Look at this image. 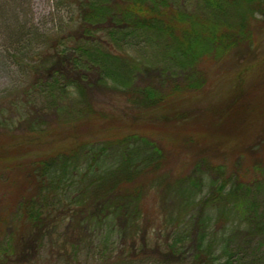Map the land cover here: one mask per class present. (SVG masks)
I'll list each match as a JSON object with an SVG mask.
<instances>
[{
	"label": "trees",
	"instance_id": "trees-1",
	"mask_svg": "<svg viewBox=\"0 0 264 264\" xmlns=\"http://www.w3.org/2000/svg\"><path fill=\"white\" fill-rule=\"evenodd\" d=\"M56 5L59 19L48 31L18 16L8 27L24 81L2 108L12 117L0 121V132L10 135L0 137V164L11 167L19 158L25 163L16 168L19 188L0 214V264L40 263L44 252L67 264L82 254L84 262L98 256L94 262L101 264H222L228 247L218 236L227 224L235 236L244 232L249 241L264 239V213L249 201L246 186L252 182L264 190V37L259 35L264 20L257 18L264 16V0H58ZM159 51L168 63L154 64ZM147 59L151 64L145 65ZM211 64L235 74L230 98L202 111L175 110V101L205 91ZM143 71L157 79L143 77L133 87ZM96 88L132 101L133 123L159 121L153 126L161 129L111 132V124L121 120L95 103ZM195 120L206 125L199 135L174 128ZM20 128L23 133H17ZM170 129L180 146L201 148L192 168L200 183L178 177L172 184L165 174L168 157L157 137ZM244 129L248 135L241 143L237 135ZM229 137L237 140L235 156L252 162L253 177H246L243 167L231 169L223 157L213 163L205 154L213 140L226 145L223 139ZM21 138L34 145L47 138L55 148L29 162L27 151L4 149ZM182 179L192 189L187 183L185 189ZM201 187L210 193L197 201L194 190L200 194ZM150 191L163 209L154 230L142 207ZM172 193L179 201L170 210L166 198ZM251 264H264V257Z\"/></svg>",
	"mask_w": 264,
	"mask_h": 264
},
{
	"label": "rangeland",
	"instance_id": "rangeland-1",
	"mask_svg": "<svg viewBox=\"0 0 264 264\" xmlns=\"http://www.w3.org/2000/svg\"><path fill=\"white\" fill-rule=\"evenodd\" d=\"M12 0H0V121H4V118H10V113L7 110H3L4 105H8V101L11 99H15V90L23 85L24 77L22 75V65L17 62V52H15L14 46H11L9 44L8 39V27L14 26L16 23L17 16L20 18L19 20H22L23 22L27 20L29 23L35 25L37 28H39L42 32L48 31L52 28H54L55 23L57 22V19H59V14L57 10L56 3L58 0H15L14 5L11 4ZM15 6L16 10H12L11 7ZM258 20L262 22L264 20V16H257ZM257 24V23H254ZM261 23H259L260 25ZM263 24V23H262ZM30 25V24H29ZM261 28L259 35H263L264 37V25L259 26ZM161 51V50H160ZM155 53L157 59H155L154 64L159 63L160 61L167 60L166 55L161 54V52ZM149 59V58H148ZM148 59L145 61L146 64H151ZM152 62V60L150 59ZM168 63V60H167ZM209 67V78L208 82L209 85L205 88V91L203 93H196L187 97H182L178 101H175L173 103V107L177 111H190L195 112L196 110L202 111L208 109L211 107H216L218 105H221L225 103L230 96L232 95L234 89H236L234 82V76L235 74L232 72V70H228L227 68H224V66L221 65H213ZM143 75H139L134 78L133 81V87L138 86L141 84V80L143 77L146 78H156L154 73H144ZM153 72V71H152ZM175 75H178V72L175 71ZM159 77V75H158ZM165 78H172V76H167V72H165L164 75ZM157 79V78H156ZM250 80V79H248ZM150 80H145V82H149ZM95 103L97 105H105L107 109H110L113 111V115H117V119L121 120L122 124L117 125L116 123L111 124L110 126L112 128L113 133L120 132V133H129L134 132L133 130H136L143 126L145 129L147 128L148 131L151 130H160L161 127H157L159 124V121L152 120L153 122H148L146 119L143 120L147 123L140 124V123H133L132 120V110L134 108L132 101H129L123 97H113L109 93L101 90V89H95L93 92ZM201 118V116H200ZM192 119V118H191ZM188 119V120H191ZM202 122V121H201ZM201 122L195 121H188L187 123L179 122V124L174 127L175 129L181 128V130L184 129H191L193 134L199 135L200 132H203L206 130V125H202ZM120 123V122H119ZM199 123V124H198ZM152 124V125H150ZM153 124H158L157 126H153ZM186 124L187 126H184ZM145 125V126H144ZM13 129V128H12ZM25 129V126L24 128ZM247 129V128H246ZM245 130V129H244ZM248 131L252 132V129H247ZM170 133L166 134L164 138L158 136L157 140L161 143V147L164 149L165 153L168 157L167 167L165 169V174H168L171 177L172 184H175L178 180V177H192V168H194V163L198 161V159L201 156L200 147L197 146L196 149H188L184 146H180L179 140L175 141L173 138L174 133L170 129ZM23 133V130L20 128V130L17 131V133ZM235 133V131H233ZM232 132V133H233ZM8 133V132H6ZM5 132H0V137L2 138H9L10 135H7ZM119 134V133H118ZM255 134V133H254ZM23 135V134H22ZM178 135V134H177ZM176 135V138H178ZM248 134L239 133L237 136H239V139H241V143L244 142V138ZM216 138V136L211 137ZM17 142H10L7 143V147L4 149L11 148L12 150H15V147H18V149H21V151L25 150L27 151L23 155H26L28 158V161H33L37 159L42 154H46L48 151H53V148L55 146H50L48 144L47 138H44L43 144L34 145L35 143L33 140H22ZM225 140L226 145L223 144L222 141L213 140V142L209 145L208 149L205 150V154H207L208 157L212 158L211 161L213 163H221L223 162L221 157H223L225 162L228 166H230L231 169H237V167L242 168L243 171H249V174L246 176L248 178L253 177V170H252V162L245 160L244 157L237 158L235 156L234 152H236L235 144L237 142L236 139L227 138L223 139ZM26 141V142H25ZM9 142V141H8ZM25 142V143H24ZM147 144V143H145ZM244 148V144L242 146V149ZM244 150V149H243ZM233 153L234 155L230 154ZM227 155L225 157L224 155ZM197 160V161H196ZM20 163L24 164L25 161L21 160L19 158L18 162L13 164L11 167L9 165L0 164V214L1 212H5L9 201L14 198V195L16 191L19 188L20 184V174L16 168H20ZM200 173L203 170V167L200 168ZM230 170V169H229ZM195 177H192V180H195L194 182L200 183L199 177H197V173ZM212 178V174H207V179ZM244 177V176H242ZM256 177V175H255ZM177 180V181H176ZM186 183L188 184V188L192 189V185L190 186V182L182 179L181 185L185 187V189H188L186 186ZM252 182H247L246 186H249V194L250 198L249 201L254 203L256 205V210L258 213H260L263 216L264 213V190L259 191L257 186L251 185ZM202 188V187H201ZM199 188L202 192L199 194L197 189L194 190V198L199 201L200 197L208 196L210 191L208 190V187L205 188ZM263 188V187H262ZM170 193V191H169ZM157 194L154 191L148 192V194L145 196L143 200V212L146 214L147 218H149L153 223L150 227V229L154 230V228L158 227V224L161 223L162 218L159 215V212H162L161 205L159 206L156 202L157 200ZM167 207L170 210L175 208V205L179 201V196L175 193L167 194ZM178 209V207H176ZM176 209V211H177ZM197 209H195L193 212H196ZM199 211V210H198ZM197 211V213H198ZM2 213V214H3ZM197 213H194L197 215ZM194 215V216H195ZM195 224V222H193ZM154 224V226H153ZM216 229L215 223H212L211 232ZM189 231L191 232V235H194V232L196 231V228L194 226L189 227ZM222 235L220 234L218 236V239L220 241H223L226 239V246L228 247L227 254L224 256L221 260V263L224 264L228 259L232 262V264H251L254 259L256 258H262L264 257V239L261 238V236H255L250 241L244 236V232L241 234H238L237 236L231 234L230 226L229 224L226 225L225 229L222 231ZM192 239V238H191ZM217 241V238H216ZM248 243V244H246ZM86 254H82L75 263L71 262L68 264H101L99 262H94V260L98 259V256H96L94 259L92 258L90 262H84ZM107 257H111L110 254H107ZM16 259V258H15ZM14 259V260H15ZM42 262L40 263H33V264H67L66 262H59L54 261L52 259V256H50L47 252H44L43 255L39 258ZM109 259V258H108ZM110 261V259L108 260ZM107 261V262H108ZM256 261V260H255ZM114 262L111 261V264ZM18 264V263H15ZM107 264V263H106ZM131 264H154L152 260H146V261H135Z\"/></svg>",
	"mask_w": 264,
	"mask_h": 264
}]
</instances>
